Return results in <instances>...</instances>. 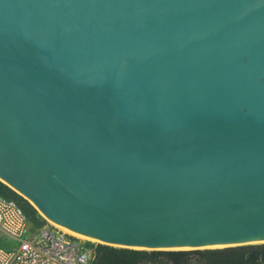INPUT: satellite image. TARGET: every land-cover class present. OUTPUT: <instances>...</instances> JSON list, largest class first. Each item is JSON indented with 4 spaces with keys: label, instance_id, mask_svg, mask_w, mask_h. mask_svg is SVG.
I'll return each mask as SVG.
<instances>
[{
    "label": "water",
    "instance_id": "95a60500",
    "mask_svg": "<svg viewBox=\"0 0 264 264\" xmlns=\"http://www.w3.org/2000/svg\"><path fill=\"white\" fill-rule=\"evenodd\" d=\"M0 181L106 245L264 241V0H0Z\"/></svg>",
    "mask_w": 264,
    "mask_h": 264
},
{
    "label": "built area",
    "instance_id": "2783aa9c",
    "mask_svg": "<svg viewBox=\"0 0 264 264\" xmlns=\"http://www.w3.org/2000/svg\"><path fill=\"white\" fill-rule=\"evenodd\" d=\"M27 231L36 236L24 238ZM93 259L80 239L50 223L34 227L16 201L0 195V264H92Z\"/></svg>",
    "mask_w": 264,
    "mask_h": 264
},
{
    "label": "trees",
    "instance_id": "16d2710c",
    "mask_svg": "<svg viewBox=\"0 0 264 264\" xmlns=\"http://www.w3.org/2000/svg\"><path fill=\"white\" fill-rule=\"evenodd\" d=\"M0 195L16 201L34 227L47 223L28 200L1 181ZM85 247L94 253L92 264H264V245L203 250H143L89 242Z\"/></svg>",
    "mask_w": 264,
    "mask_h": 264
},
{
    "label": "rangeland",
    "instance_id": "374dc122",
    "mask_svg": "<svg viewBox=\"0 0 264 264\" xmlns=\"http://www.w3.org/2000/svg\"><path fill=\"white\" fill-rule=\"evenodd\" d=\"M32 204V203H31ZM38 212H39V214L47 221V223H50V224H53V225H56V224H54L52 221H50L49 219H47L39 210H38ZM57 226V225H56ZM57 227H59V226H57ZM61 228V227H60ZM65 232H67V233H69L67 230H65V229H63ZM70 235H72L71 233H69ZM29 236H31L32 238L33 237H35L36 235L34 234V233H32V232H26V234H25V236H24V238H28ZM72 236H74V237H76V238H78V239H80L81 241H82V243L86 246L87 245V243H89V242H91V243H93L94 245H96V244H98V243H100L99 241H93V240H90V239H87V238H84V237H79V236H76V235H72ZM12 244H13V242H12ZM247 245H264V242L262 241V242H255V243H248ZM117 247V246H116ZM90 248V247H89ZM219 248H224V247H218V248H210V247H208V248H202L201 250H203V249H219ZM92 250V249H91ZM189 250V249H188ZM190 250H192V249H190Z\"/></svg>",
    "mask_w": 264,
    "mask_h": 264
},
{
    "label": "bare ground",
    "instance_id": "6f19581e",
    "mask_svg": "<svg viewBox=\"0 0 264 264\" xmlns=\"http://www.w3.org/2000/svg\"><path fill=\"white\" fill-rule=\"evenodd\" d=\"M53 222V221H52ZM54 224H56L57 226H59V227H61V229H65V230H67L69 233H71L72 235H76V236H79V237H84V238H87V239H90V240H93V241H99L98 239H95V238H91V237H88V236H85V235H83V234H80V233H78V232H75V231H73V230H71V229H69V228H67V227H65V226H63V225H60V224H57V223H55V222H53ZM100 242V241H99ZM264 242V241H263ZM218 247H226V245H215V246H211L210 248H218ZM174 249H190V248H188V247H186V248H174Z\"/></svg>",
    "mask_w": 264,
    "mask_h": 264
}]
</instances>
